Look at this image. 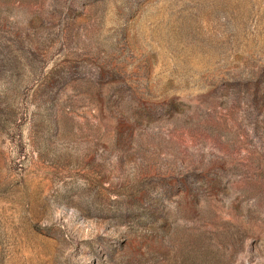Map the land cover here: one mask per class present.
Wrapping results in <instances>:
<instances>
[{
  "label": "rangeland",
  "instance_id": "374dc122",
  "mask_svg": "<svg viewBox=\"0 0 264 264\" xmlns=\"http://www.w3.org/2000/svg\"><path fill=\"white\" fill-rule=\"evenodd\" d=\"M0 264H264V0H0Z\"/></svg>",
  "mask_w": 264,
  "mask_h": 264
}]
</instances>
